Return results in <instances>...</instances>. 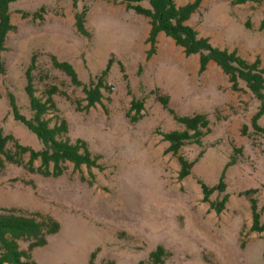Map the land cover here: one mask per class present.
Returning a JSON list of instances; mask_svg holds the SVG:
<instances>
[{
    "label": "rangeland",
    "instance_id": "obj_1",
    "mask_svg": "<svg viewBox=\"0 0 264 264\" xmlns=\"http://www.w3.org/2000/svg\"><path fill=\"white\" fill-rule=\"evenodd\" d=\"M74 1L88 6L89 35L75 29ZM9 11L14 28L1 53L0 129L23 145L42 147L15 119L11 104L12 98L18 113L30 117L26 71L34 64L35 94L44 100L49 87L57 88L56 110L45 115L50 126L64 119L67 132L60 138L83 141L96 158L90 168L67 161L58 176L0 164V211H40L60 224L45 245L32 250L36 264H88L92 254L94 264H136L159 245L167 253L164 264H264V231L250 230L249 202L250 196L258 208L264 204V109L256 117L262 101L232 91L214 63L199 72L197 55L186 56L164 33L148 55V19L118 0H16ZM263 20L264 0H202L188 24L213 46L246 60L259 58L264 66ZM52 58L70 63L80 84L54 67ZM99 78L106 84L101 100L85 109L83 87ZM159 96L179 116L204 114L208 120L199 143L179 150L194 162L184 178L178 176L177 155L165 152L169 141L163 134L185 126ZM132 99L144 104L135 120ZM32 165L38 167L40 159ZM220 179L225 190L209 200L224 194L228 200L216 213L203 200L198 180L212 186ZM19 246L25 249L27 242Z\"/></svg>",
    "mask_w": 264,
    "mask_h": 264
},
{
    "label": "trees",
    "instance_id": "obj_2",
    "mask_svg": "<svg viewBox=\"0 0 264 264\" xmlns=\"http://www.w3.org/2000/svg\"><path fill=\"white\" fill-rule=\"evenodd\" d=\"M16 0H0V71H4L1 53L5 50L6 36L14 28L11 23L9 5ZM202 0H193L182 5L176 4L175 0H118L122 2L127 10H133L135 13L145 16L148 19L149 30L146 42L149 44L148 55L156 50L157 37L159 33H164L170 37L174 44L180 47L186 56L196 54L198 57L199 72H204L210 63L216 64L228 79L232 91L250 92L256 99L262 101L259 116L264 109V66L259 58L252 61L246 60L236 51L222 49L213 46L209 38L203 37L191 25L188 20L194 13ZM232 5L243 4L252 0H229ZM73 17L75 29L82 34L89 35L85 28L88 6L84 4L78 7L76 1L73 2ZM264 27V20L261 24ZM54 67L61 69L70 76L74 84L79 85L80 81L76 77L74 68L66 61H58L52 58ZM32 64L26 71L25 92L29 100L31 110L30 117L18 113L13 99L14 117L22 122L31 132H33L42 144L39 150H35L28 145L21 144L11 134H4L0 129V164L9 162L17 165H24L29 171H37L45 176L60 175L65 166V162H71L75 168L85 164L87 167L96 165V158L91 157L85 143L77 140L71 143L68 139H62L60 136L67 132V124L64 119L59 124L50 126L49 118H46L48 110H56L55 102L52 97L56 93V86L47 89V96L44 100L35 94L33 85ZM106 87L102 78L89 86H84L85 109L94 106L100 102L102 94L101 88ZM165 108L173 114L176 121L182 123L185 129L182 131H171L163 134L164 139L169 141V146L165 150L177 155L180 164L179 178L187 176L192 168L193 161H189L178 154L179 150L186 143L200 141L201 137L208 131V120L204 114H194L191 116H179L174 110L168 107V100L165 96H159ZM143 101L132 99L131 110H135L132 117L134 120L141 116ZM260 130L264 133V129ZM11 143L12 148L7 147ZM28 153V160L24 162L23 155ZM40 159V165L33 167V161ZM231 163V161L229 162ZM52 170H49V166ZM203 200L209 202V206L216 213L224 210L228 200V194H224L216 200H209V197L215 191L221 193L225 190V183L220 179L216 184L208 186L198 180ZM251 191H244L249 196ZM252 222L250 230L254 232L264 231V220L262 213L264 204L258 208L255 198L249 196ZM60 224L49 213L40 211L26 212L22 209L11 207L1 208L0 211V264H36L32 258V250L35 247L43 246L47 243V236L58 232ZM19 241L27 242L25 249L20 248ZM167 253L163 246L159 245L152 250L147 260L139 261L136 264H164ZM264 257V252H263ZM94 254L88 264L93 263ZM102 264H114L112 261H105Z\"/></svg>",
    "mask_w": 264,
    "mask_h": 264
},
{
    "label": "crops",
    "instance_id": "obj_3",
    "mask_svg": "<svg viewBox=\"0 0 264 264\" xmlns=\"http://www.w3.org/2000/svg\"><path fill=\"white\" fill-rule=\"evenodd\" d=\"M161 35H162V32L158 34L157 43H158V38L161 37Z\"/></svg>",
    "mask_w": 264,
    "mask_h": 264
}]
</instances>
